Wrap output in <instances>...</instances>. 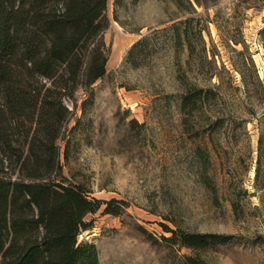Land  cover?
Returning <instances> with one entry per match:
<instances>
[{
	"label": "rangeland",
	"instance_id": "1",
	"mask_svg": "<svg viewBox=\"0 0 264 264\" xmlns=\"http://www.w3.org/2000/svg\"><path fill=\"white\" fill-rule=\"evenodd\" d=\"M196 9L182 12L173 0L108 1L107 73L93 96L77 92L59 140L71 180L92 198L126 203L119 215L103 203L86 218L91 228L79 241L97 245L100 264H183L185 254L206 264H264V141L256 176L264 0ZM187 16L203 19L209 53H192L174 36ZM240 35L246 47L228 44ZM195 87L217 95L185 107ZM163 224L230 238L192 251L166 242Z\"/></svg>",
	"mask_w": 264,
	"mask_h": 264
},
{
	"label": "trees",
	"instance_id": "2",
	"mask_svg": "<svg viewBox=\"0 0 264 264\" xmlns=\"http://www.w3.org/2000/svg\"><path fill=\"white\" fill-rule=\"evenodd\" d=\"M108 1L0 0V264H100L97 245L79 241L91 228L86 218L103 203L107 213L124 209V201L92 198L85 184L71 180L59 145L77 92L93 96V84L107 73L101 35L110 25ZM173 1L191 13L197 12L196 4L206 8L218 0ZM180 24L174 26L179 42L192 53H209L203 19L187 16ZM227 42L247 46L241 35ZM211 95H217L214 89L195 87L183 97L184 106ZM260 128L256 176L263 153ZM163 226L171 233L162 236L166 242L192 251L230 238ZM183 260L206 264L195 254Z\"/></svg>",
	"mask_w": 264,
	"mask_h": 264
}]
</instances>
